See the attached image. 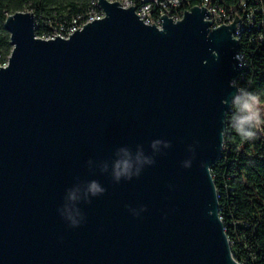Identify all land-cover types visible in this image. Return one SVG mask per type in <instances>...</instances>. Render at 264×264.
Here are the masks:
<instances>
[{"label":"water","instance_id":"95a60500","mask_svg":"<svg viewBox=\"0 0 264 264\" xmlns=\"http://www.w3.org/2000/svg\"><path fill=\"white\" fill-rule=\"evenodd\" d=\"M106 17L69 40L9 16L0 66V264H239L210 168L242 70L201 7ZM100 191L93 193L91 185Z\"/></svg>","mask_w":264,"mask_h":264},{"label":"trees","instance_id":"16d2710c","mask_svg":"<svg viewBox=\"0 0 264 264\" xmlns=\"http://www.w3.org/2000/svg\"><path fill=\"white\" fill-rule=\"evenodd\" d=\"M228 7H237L244 0H220ZM91 0H0V65L6 64L13 47L5 30L7 18L21 12H31L49 30L61 22L87 11ZM201 0H189L186 8L199 6ZM264 29L243 35L239 52L252 68L246 76L252 79L249 89L257 96L264 110ZM217 196L219 217L226 236L232 243L231 252L239 264H264V125L261 133L245 140L236 134L231 113L225 120L224 150L210 168Z\"/></svg>","mask_w":264,"mask_h":264},{"label":"built area","instance_id":"2783aa9c","mask_svg":"<svg viewBox=\"0 0 264 264\" xmlns=\"http://www.w3.org/2000/svg\"><path fill=\"white\" fill-rule=\"evenodd\" d=\"M106 1L108 3H118L124 9L133 7L136 9L134 11L135 15L138 16L145 24H155L160 28L162 27V24L160 22L162 16L170 17L173 21L179 22L184 17V13H189L192 9L186 8L189 3V0ZM196 7L204 8L210 13L209 16L204 17V20L206 22L211 23L209 27L211 30H217L222 26H231L232 24H234L236 17H238L239 21L236 24L234 38L239 42V48L241 38L244 34L248 35L252 32V30L260 31L261 29H264V0H244L237 7H228L227 5L222 4L220 0H201L200 5ZM105 17L106 14L103 8L99 5V0H91L86 12L72 18L69 22H61L56 24L55 26L50 25L49 30H42L40 32L41 25L36 19L34 32L35 38L39 40H53L54 37L58 35L64 38L65 40H69L70 36L81 28L87 26L92 21L104 19ZM258 40L264 42L263 34L259 35ZM236 58L242 63L243 68L237 74V76L231 80L230 85L232 86V82H234V86H232L233 88H243L249 92V89L252 87L253 82L251 78H248L246 76V72L252 68V64L243 53L239 52V49L236 52ZM0 66L7 67L8 61L6 64ZM259 107L261 108L262 114H264L263 105L259 103ZM229 113H231L230 109ZM261 128L257 130L259 134L261 133ZM224 132L225 126L223 131V143L220 150V154L224 150ZM220 221L222 222L221 218ZM226 238L231 249L232 243L229 241L227 236Z\"/></svg>","mask_w":264,"mask_h":264},{"label":"clouds","instance_id":"9594fccd","mask_svg":"<svg viewBox=\"0 0 264 264\" xmlns=\"http://www.w3.org/2000/svg\"><path fill=\"white\" fill-rule=\"evenodd\" d=\"M234 86V82H232ZM257 96L243 88H237L229 105L231 123L237 135L242 139L250 140L256 136L257 130L264 125V114L259 107ZM93 193L100 191L94 183L91 185Z\"/></svg>","mask_w":264,"mask_h":264},{"label":"rangeland","instance_id":"374dc122","mask_svg":"<svg viewBox=\"0 0 264 264\" xmlns=\"http://www.w3.org/2000/svg\"><path fill=\"white\" fill-rule=\"evenodd\" d=\"M26 12H28V11H26Z\"/></svg>","mask_w":264,"mask_h":264}]
</instances>
